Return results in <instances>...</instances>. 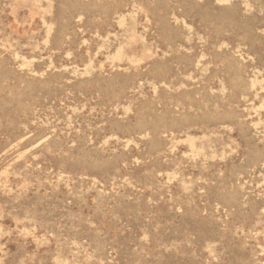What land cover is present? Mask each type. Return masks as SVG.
Wrapping results in <instances>:
<instances>
[{"label": "rangeland", "instance_id": "obj_1", "mask_svg": "<svg viewBox=\"0 0 264 264\" xmlns=\"http://www.w3.org/2000/svg\"><path fill=\"white\" fill-rule=\"evenodd\" d=\"M0 264H264V0H0Z\"/></svg>", "mask_w": 264, "mask_h": 264}]
</instances>
